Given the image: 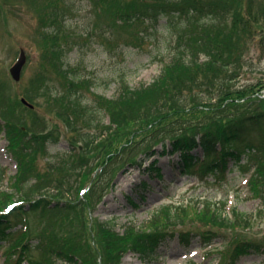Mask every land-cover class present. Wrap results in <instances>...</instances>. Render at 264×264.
<instances>
[{"label":"trees","instance_id":"trees-1","mask_svg":"<svg viewBox=\"0 0 264 264\" xmlns=\"http://www.w3.org/2000/svg\"><path fill=\"white\" fill-rule=\"evenodd\" d=\"M42 1H45L43 5L52 6L49 12L42 11L43 17L46 18L42 20L46 23L45 35L50 43L55 44L52 49L51 66L64 83L69 85L64 96L66 103L62 104L64 109L67 108L73 114L72 119L68 118V127L73 133L80 132L74 122L80 119L85 127L98 130L102 128V123L94 124L95 118L89 107L83 103L84 98L78 94L79 90L76 88L83 87L84 81L74 79L70 75L63 60L64 45L58 43L59 28H66V21L74 14L72 4L70 1L68 4L66 0ZM86 1L97 13L107 15V11H114L113 23L142 26L140 33L146 32L149 27L156 28L161 20H165V26L168 27L173 39L170 61L164 64L162 73L149 87L122 93L115 103L106 102L112 107L111 109L104 107V110H107L111 121L118 126L116 110L123 112L129 108L131 111V108L134 107L135 110L137 107L134 113L137 116L140 114L143 118L141 119L143 126L137 132H133L136 133L132 139L122 143L120 151L135 150L139 143L138 139H142L153 144L162 143L165 153V143L170 140L172 152H180L178 165L182 173H190L197 167L199 172L219 178H224L226 173L234 168H241L246 173L252 172L248 182L249 195L263 203L264 98L259 96V92L264 90V86L256 84L242 89L230 87V81L235 79L236 73L242 68L244 54L250 51L254 41L255 18L242 15V3L238 0ZM262 12L264 14V7ZM113 27L111 23L105 24L102 31L112 33ZM260 29L264 34V26L260 25ZM140 33L139 37L142 40L144 37ZM202 86L206 88L205 92L208 95L199 99L192 98L190 102L181 95L182 92H191ZM72 87L74 90H71ZM3 89L0 84V91ZM173 92L179 97L174 100L167 99ZM24 97L32 101L29 93H25ZM17 103L21 104L19 100ZM125 103L128 104L124 105ZM99 105L102 106L101 103ZM143 107L147 111L142 112ZM0 112L1 115H5L4 118L0 115L3 121L6 120L3 129L9 140V151L18 166L17 174L12 177L7 175L5 169L0 168V186L2 182H6L10 188V193L0 195L2 198L0 210L15 196L17 202L26 201L28 204L16 208L10 214L14 219L23 221L21 228L25 226L24 231L19 229L7 232L11 229L12 220L9 219V214H1L3 209L0 213V248L5 242L4 248L9 260L16 256L18 264L25 261L29 264H53L54 261H62L65 264H120L123 254L130 250L144 261H152L158 247L172 236V233L168 232L169 227L182 223L183 210L174 211L169 206H163L155 211L145 229L126 226L120 233L107 222L96 220L95 224L89 217L86 220L84 214L90 215L102 199L101 191H97L98 187L93 185L105 172H109L112 164L111 155L120 152L119 149L112 147L115 138H110L109 143H104L105 139L99 140L101 133L92 136L90 133H79V140L83 144L81 147L72 145L66 156H57L51 161L47 158L46 166L40 170L37 167L39 155L42 158L49 156L47 148L60 141V131L41 126L38 120L23 127L13 126L14 114L11 112V105L4 104L2 98ZM230 113L232 115H226ZM222 115L228 117L227 121L216 122L215 120H219ZM199 116L205 117L201 119L208 121L204 123L201 120L183 130L185 124L191 123L186 122L187 119L196 120ZM178 126L181 128L176 129ZM106 133L112 135L107 130ZM182 133L183 135H180ZM253 134H256L257 138L252 139ZM198 149L200 151L196 152ZM101 152L104 153L103 159ZM151 152L147 156H150ZM93 154H96L94 162L100 159L101 168L99 165L93 168L91 172H97V177L93 180L92 187L85 188L83 185L89 179V174L85 170L92 169L93 162L90 161V157ZM243 160L245 163H242ZM70 170L80 179L75 188L70 186L71 180H68ZM107 187L102 192L106 191ZM72 188L76 192V198L69 199L67 196L71 195ZM210 206L209 202H205L198 217L212 226L239 227L238 222L246 218L245 214H240L233 208L232 221L222 216L223 209ZM62 212L65 214L58 217ZM69 213L76 218H70ZM34 219H38L39 223L34 224ZM57 222L78 223L81 227L80 233H86L88 239H84V243L76 246L75 250L69 249L70 241H64L66 250L51 249V245L53 246L51 232L47 231L48 235L38 233L42 228L41 223L54 227ZM244 224V227L249 225ZM190 235L191 233L182 232L179 239L188 244ZM14 236L16 238L12 240ZM32 239L36 243L31 244ZM263 252L264 248L257 243L235 242L227 255L228 260L222 264H236L242 256ZM31 253L37 254L36 258Z\"/></svg>","mask_w":264,"mask_h":264},{"label":"rangeland","instance_id":"rangeland-1","mask_svg":"<svg viewBox=\"0 0 264 264\" xmlns=\"http://www.w3.org/2000/svg\"><path fill=\"white\" fill-rule=\"evenodd\" d=\"M66 1L68 4V1L71 2L74 14L66 21V28H59L58 43L64 45L63 60L70 75L74 79L84 81L83 87L76 88L79 90L78 94L84 98L83 103L91 110L95 118L94 124L102 123V128L98 130L85 127L80 119L74 121L80 132L73 133L68 127V118L72 119L73 114L67 108L64 109L62 104L66 103L64 96L69 85L64 83L51 66L52 49L55 44L50 43L45 35L46 23L42 22L45 18L42 11L49 12L52 6L43 5L45 1L42 0H0V84L4 87L0 91V98L4 100V104L11 105V112L14 114L13 126L23 127L38 120L41 126L55 128L61 134L57 144L48 146V157L42 158L39 155L37 167L40 170L46 166L47 158L51 161L57 156L64 157L70 152L72 145L82 146L79 133H90L91 136L101 133L99 140L105 139L104 143H109L110 138H115L112 147L120 151L122 143L132 139L143 126L141 122L143 118L140 114L137 116L134 113L137 107L135 110L134 107L131 108V111L129 108L123 112L116 110L118 126L111 121L107 110H104V107L109 109L112 107L106 102L115 103L122 93L149 87L162 73L164 64L170 61L172 54L173 39L168 27L165 26V20H161L156 28L149 27L146 32L140 33L142 26L113 23L114 11H107L105 15L97 13L86 0ZM255 1L251 3L250 0H238L242 3V15L255 18L254 41L250 51L244 54L241 70L236 73L235 79L230 81L232 89H242L256 84L264 86V34L260 29V25L264 26L262 12L264 0ZM108 23L114 26L112 33L102 31L103 25ZM139 33L144 39H140ZM21 50L26 54L27 61L21 79L14 81L10 69L17 62ZM71 90L74 88L72 87ZM205 90L206 88L202 86L191 92H182L181 95L190 102L192 98L199 99L208 95ZM25 93L31 95L32 101L29 102L34 105L33 109L21 103ZM263 93L264 90H261L259 96ZM169 97L167 99L174 100L179 95H174L173 92ZM18 100L20 105L17 103ZM141 111L145 112L147 109L143 107ZM226 115L220 116L221 118L215 121H227ZM4 116L1 115L2 118ZM1 117L0 168L5 169L7 175L14 176L17 173V164L9 152V140L3 129L6 120L3 121ZM201 118L205 117L199 116L196 120L187 119L186 122L191 123L185 124L183 130L201 120L204 123L208 121ZM179 128L181 127L178 126L176 129ZM105 130L112 135L105 134ZM134 131L136 132L133 133ZM251 138H257V135L253 134ZM138 142L135 150L127 149L124 152L113 153L109 172H105L94 185L92 182L96 179L97 172L91 171L101 163L100 159L99 162L93 161L96 154L90 157V161L93 162L92 169L85 170L89 174V179L83 186L85 188L97 186V191H101L102 199L90 215L84 214L85 219L89 217L95 224L96 220L107 222L116 232L121 233L125 226L147 228L146 224L152 215L163 206H169L174 211L183 210L184 216L182 223L169 227L168 232L172 233V236L158 247L152 261H144L134 252L127 250L121 259V264H222L223 261L228 260L227 255L235 242L251 241L264 248V202L260 203L259 200L249 198L247 183L251 173H245L241 168H234L224 178H219L199 172L198 167L192 169L190 173H182L178 165L180 152L167 154L164 157L157 155L146 160L147 154L152 150L161 151V148H157V144L149 140L138 139ZM167 149L172 151L169 143ZM101 157L104 158L103 152ZM142 160L143 165L140 166ZM152 167L160 169L159 174L152 170ZM69 179L73 188L80 182L79 176L72 170L68 174ZM105 187H107L106 191L102 192ZM73 188L71 195L67 196L69 199L76 198ZM9 189L7 183L2 182L0 195L10 193ZM16 198L17 196L7 201L5 205L16 202ZM0 200H2L1 196ZM205 202H209L210 207L223 209L222 216L232 221L233 208L236 212L245 214L246 218L238 222L239 227L212 226L206 221L199 220L198 217ZM21 205L28 204L22 201ZM17 206L19 207L18 203ZM4 213L9 211L5 209ZM64 214V212L59 213L58 217ZM68 216L76 218L71 213ZM34 221V224L39 223L38 219ZM22 222L18 219L13 221L11 231L22 229ZM244 223H248V227H244ZM40 227L42 228L38 235L41 233L48 235L47 231L51 232L53 237L51 249L66 250L64 241H70L69 249L75 250L76 246L84 243V239H88L86 233H80L81 227L76 222L73 224L57 222L54 227L41 223ZM24 230L25 226L22 231ZM95 231L96 227L94 233ZM182 232L196 236L190 235L187 241L189 243L186 244L179 239V234ZM15 238L16 236L12 240ZM33 243H36L34 239L31 240V244ZM31 255L35 257L37 254L31 253ZM0 264L18 263L14 256L10 260L7 259L4 247H1ZM53 264L65 263L54 261ZM236 264H264V252L243 256Z\"/></svg>","mask_w":264,"mask_h":264},{"label":"water","instance_id":"water-1","mask_svg":"<svg viewBox=\"0 0 264 264\" xmlns=\"http://www.w3.org/2000/svg\"><path fill=\"white\" fill-rule=\"evenodd\" d=\"M25 62H26L25 53L23 51H21L18 61L10 69V74L13 77L14 80L18 81L20 79L22 68H23ZM23 102L26 103L25 100H23Z\"/></svg>","mask_w":264,"mask_h":264}]
</instances>
